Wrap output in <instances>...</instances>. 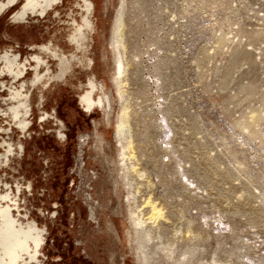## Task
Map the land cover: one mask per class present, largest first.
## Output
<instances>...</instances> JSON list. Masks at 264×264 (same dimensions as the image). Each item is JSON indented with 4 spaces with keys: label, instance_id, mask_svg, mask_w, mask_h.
I'll list each match as a JSON object with an SVG mask.
<instances>
[{
    "label": "rangeland",
    "instance_id": "1",
    "mask_svg": "<svg viewBox=\"0 0 264 264\" xmlns=\"http://www.w3.org/2000/svg\"><path fill=\"white\" fill-rule=\"evenodd\" d=\"M1 1L0 203L40 229L28 264H138L131 191L162 209L148 264H264V0ZM90 81L103 103L86 113Z\"/></svg>",
    "mask_w": 264,
    "mask_h": 264
},
{
    "label": "bare ground",
    "instance_id": "2",
    "mask_svg": "<svg viewBox=\"0 0 264 264\" xmlns=\"http://www.w3.org/2000/svg\"><path fill=\"white\" fill-rule=\"evenodd\" d=\"M10 1L12 0H7V2ZM37 2L38 0H27L25 6L26 8H32ZM49 2L50 0H43L42 3L47 4ZM5 4V1L0 2V6ZM122 27V9L119 8L113 20L109 38V45L110 47H112L114 53L119 48L117 50V54L119 55L117 57L115 56L116 70H114L111 77L114 83L118 82V79L124 74V70L126 69L124 68V63L122 59L123 55L121 52V49L124 46L121 37ZM93 89H95V84L93 82H90V89L87 90L82 96V100L86 103L87 110H91L94 106H101L103 103L102 96H98L96 101L95 97H91ZM117 92L122 93L123 90L121 88H117ZM126 107L127 106H124V108L119 111L120 113L118 114L115 120L114 137L120 146L118 150V160L121 162L122 169H124L125 171L121 174V177L127 180L129 171H135L136 168H134V166L132 165L128 166L126 162V157L130 154V143H132L130 142L131 133L128 118L126 117ZM11 113L13 117H17L19 115L18 108L16 106H13L11 108ZM19 122L21 124L26 123L23 119L19 120ZM130 194L133 195V192L131 191L126 196V208L128 213L127 219L130 225V230L128 231V241L130 243V248L134 251L133 253L135 254L136 262L138 264H148V255L147 253L145 254L144 247L146 246V241H149V239H151V235L149 232L151 230L145 228V225L147 221H155L157 220V218L161 217L162 209L156 206L155 202H152L148 198L147 203L151 205V207L149 206V211L144 212L141 207L134 206L133 208L130 204ZM0 198L3 199V196H0ZM37 231L38 229L36 227H32L31 224L27 223L24 226H22L21 224H16L15 220L10 216L6 207L0 209V264H28L34 258L37 247L41 242V237L39 236ZM37 235L38 243L35 239ZM139 239L141 240V242L139 241ZM30 242L33 243L32 247H30L29 245ZM27 249H32L33 252H29L27 251ZM25 255L28 257L27 261L24 260Z\"/></svg>",
    "mask_w": 264,
    "mask_h": 264
},
{
    "label": "flooded vegetation",
    "instance_id": "3",
    "mask_svg": "<svg viewBox=\"0 0 264 264\" xmlns=\"http://www.w3.org/2000/svg\"><path fill=\"white\" fill-rule=\"evenodd\" d=\"M39 1H40V3L43 2V0H39ZM87 5H88V4H87ZM90 82H91V81H90ZM90 82H89V85H88V89H87V90L90 89ZM87 90H85L84 92H82V93L80 94L79 100H80L81 105H82V110H83L84 112H86V113H90L91 111H87V110H86V103L82 100V96L84 95V93H85ZM94 90H95V89H93V92H92V96H91V97H95V101H96V99H97L98 97H96V95H94ZM96 108H98V107H95L94 109H96ZM92 111H93V110H92ZM17 124H18V126H19L20 128L28 127V126L26 125V123H25V124H21L20 122H17ZM7 151H10V150H7V148H6V152H7ZM5 195H6V196H5ZM8 195H9V194L6 193V194L1 195V196H3V199H6V198H9ZM1 199H2V198H1ZM10 199H11V197H10ZM8 205L10 206V205H12V204H8ZM8 205H7V204L4 205V204H1V203H0V209H3L4 207H6V208L8 209V212H9L10 216L15 220L16 224H21V223H19V222H18V221L12 216V214H11V212H10V208H9ZM28 224H31L32 227H36V228L38 229L37 233H38L39 236L41 237L40 229L38 228V226H36L35 224H33V222H30V223H28ZM21 225H22V224H21ZM22 226H24V225H22ZM41 243H42V238H41V242H40L39 246L37 247V250H36L35 256H34V258H33L31 261H33V260L36 258V255H37V252H38V248L40 247ZM29 245H30V247H32V246H33V243L30 242ZM31 252H33L32 249H31ZM24 260L27 261V260H28V257H24Z\"/></svg>",
    "mask_w": 264,
    "mask_h": 264
},
{
    "label": "snow or ice",
    "instance_id": "4",
    "mask_svg": "<svg viewBox=\"0 0 264 264\" xmlns=\"http://www.w3.org/2000/svg\"><path fill=\"white\" fill-rule=\"evenodd\" d=\"M73 40L75 41V42H77V40H78V35L77 34H74V36H73ZM19 191V189H17V192ZM36 240H37V243H38V235H37V237L35 238ZM27 251H31V249H27Z\"/></svg>",
    "mask_w": 264,
    "mask_h": 264
}]
</instances>
